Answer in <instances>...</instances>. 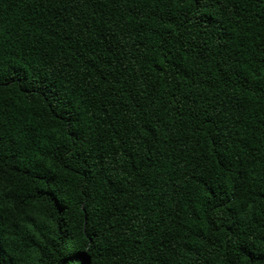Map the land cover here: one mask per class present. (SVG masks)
<instances>
[{"label":"trees","instance_id":"trees-1","mask_svg":"<svg viewBox=\"0 0 264 264\" xmlns=\"http://www.w3.org/2000/svg\"><path fill=\"white\" fill-rule=\"evenodd\" d=\"M0 264H264V0H0Z\"/></svg>","mask_w":264,"mask_h":264}]
</instances>
